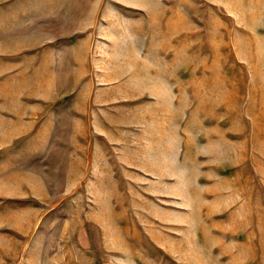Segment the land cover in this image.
Masks as SVG:
<instances>
[{"label": "rangeland", "instance_id": "1", "mask_svg": "<svg viewBox=\"0 0 264 264\" xmlns=\"http://www.w3.org/2000/svg\"><path fill=\"white\" fill-rule=\"evenodd\" d=\"M0 264H264V0H0Z\"/></svg>", "mask_w": 264, "mask_h": 264}]
</instances>
